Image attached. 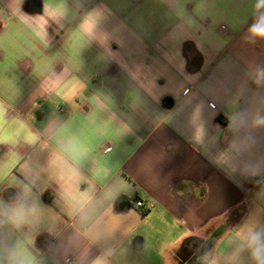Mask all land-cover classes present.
<instances>
[{"label":"crops","instance_id":"0c3cea01","mask_svg":"<svg viewBox=\"0 0 264 264\" xmlns=\"http://www.w3.org/2000/svg\"><path fill=\"white\" fill-rule=\"evenodd\" d=\"M261 29L264 0H0V201L38 209L0 258L252 264Z\"/></svg>","mask_w":264,"mask_h":264},{"label":"clouds","instance_id":"9594fccd","mask_svg":"<svg viewBox=\"0 0 264 264\" xmlns=\"http://www.w3.org/2000/svg\"><path fill=\"white\" fill-rule=\"evenodd\" d=\"M88 28L89 25H86ZM253 38L264 39V29L252 32ZM252 82L264 86V66H257L252 72ZM257 127L264 126V112H258L254 118ZM30 189L25 187L20 198L15 201H0V227L19 229L30 222L38 211L36 205L28 203ZM241 246L238 251H247L252 264H264V225H243L240 231ZM107 254L97 259L94 264H108ZM0 264H34L22 257L14 247H9Z\"/></svg>","mask_w":264,"mask_h":264},{"label":"trees","instance_id":"16d2710c","mask_svg":"<svg viewBox=\"0 0 264 264\" xmlns=\"http://www.w3.org/2000/svg\"><path fill=\"white\" fill-rule=\"evenodd\" d=\"M46 198V197H45ZM51 202V199L49 200Z\"/></svg>","mask_w":264,"mask_h":264},{"label":"built area","instance_id":"2783aa9c","mask_svg":"<svg viewBox=\"0 0 264 264\" xmlns=\"http://www.w3.org/2000/svg\"><path fill=\"white\" fill-rule=\"evenodd\" d=\"M139 205H142V204H139Z\"/></svg>","mask_w":264,"mask_h":264}]
</instances>
